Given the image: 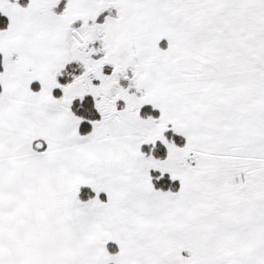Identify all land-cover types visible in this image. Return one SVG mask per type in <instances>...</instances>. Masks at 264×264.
<instances>
[{
	"label": "snow or ice",
	"instance_id": "1",
	"mask_svg": "<svg viewBox=\"0 0 264 264\" xmlns=\"http://www.w3.org/2000/svg\"><path fill=\"white\" fill-rule=\"evenodd\" d=\"M0 264H264V0H0Z\"/></svg>",
	"mask_w": 264,
	"mask_h": 264
}]
</instances>
